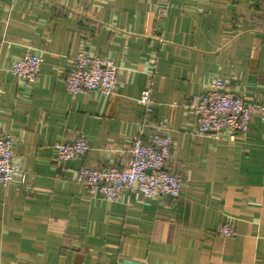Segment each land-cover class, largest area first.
<instances>
[{
	"label": "crops",
	"instance_id": "0c3cea01",
	"mask_svg": "<svg viewBox=\"0 0 264 264\" xmlns=\"http://www.w3.org/2000/svg\"><path fill=\"white\" fill-rule=\"evenodd\" d=\"M83 47L118 65L113 93L66 89ZM28 52L41 57L34 82L7 70ZM217 79L264 103V0H0V137L21 167L0 184V263L264 264V122L234 141L193 134L186 104ZM158 128L174 140L176 199L107 201L75 181L82 166L125 167ZM76 136L85 157L57 161L54 145ZM223 222L233 236L217 234Z\"/></svg>",
	"mask_w": 264,
	"mask_h": 264
},
{
	"label": "built area",
	"instance_id": "2783aa9c",
	"mask_svg": "<svg viewBox=\"0 0 264 264\" xmlns=\"http://www.w3.org/2000/svg\"><path fill=\"white\" fill-rule=\"evenodd\" d=\"M40 63L39 55L28 52L12 61L7 70L22 81L34 82L40 73ZM154 66L153 61L152 67ZM63 80L72 95L90 91L109 95L117 88L118 65L107 56L93 54L83 47ZM151 91V84H147L139 96L147 114L153 112ZM186 105L194 115V135H213L215 138L226 137L229 141H234L246 136L254 115L264 122V103L255 105L246 102L241 95L226 89L220 79L215 80L207 91L193 95ZM12 144L11 136L0 137V184L3 185L14 181L21 173ZM173 145L172 136L163 134L161 128H158L146 139L136 138L132 142L125 167L82 166L76 172L75 181L91 197L107 201L117 200L124 189L139 194L142 201L159 196L176 199L181 191V177L165 169V164L173 157ZM54 148L55 159L62 161L84 158L89 145L83 136H76L56 143ZM217 234L231 237L235 231L228 222H223L217 228Z\"/></svg>",
	"mask_w": 264,
	"mask_h": 264
}]
</instances>
